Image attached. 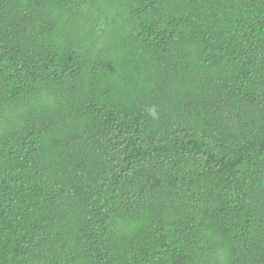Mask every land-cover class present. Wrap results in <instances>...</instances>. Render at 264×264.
<instances>
[{"label": "trees", "instance_id": "obj_1", "mask_svg": "<svg viewBox=\"0 0 264 264\" xmlns=\"http://www.w3.org/2000/svg\"><path fill=\"white\" fill-rule=\"evenodd\" d=\"M0 264H264V0H0Z\"/></svg>", "mask_w": 264, "mask_h": 264}]
</instances>
